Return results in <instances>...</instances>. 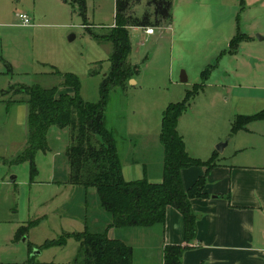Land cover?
<instances>
[{
	"label": "rangeland",
	"instance_id": "rangeland-1",
	"mask_svg": "<svg viewBox=\"0 0 264 264\" xmlns=\"http://www.w3.org/2000/svg\"><path fill=\"white\" fill-rule=\"evenodd\" d=\"M114 2L86 0L82 17L78 6L62 0H0V9L9 17L0 25L15 24L0 37V66L7 70V75L0 74V83L5 81L7 87L12 79L51 88L62 83L51 72L71 73L80 79L81 97L98 101L112 48L94 40L88 31L107 33L114 25ZM24 14L32 27H20L18 16ZM153 31L152 36L142 30L129 33L132 49L127 62L138 68L132 79L135 84L129 81L125 88H114L106 105V127L113 132L121 162L137 159L150 165L154 175L159 173L162 113L199 87L178 126L189 155L206 161L215 153L218 163L264 167V120L231 134L238 116L264 112V0H173L171 25ZM239 35L243 38L235 52H228ZM9 90L7 98L0 96L5 99L0 115L8 113V118H0V128L8 125L12 130L8 156L0 159V185L2 179L14 178V182H4L6 194L0 190V263L23 264L33 258L39 263L74 264L77 241L73 237L63 245L58 241L64 234L80 232L93 213L104 211L95 189L66 182L69 129L48 130V150L35 153L34 172L30 161L13 163L24 150V146L18 149L22 137L27 141V129L25 118L22 133L14 112L13 102L21 95L16 88ZM67 92L73 94L70 88ZM5 141L0 138L2 157ZM20 227H27V232L17 238ZM154 237L133 238L132 264L146 260L145 247L155 250Z\"/></svg>",
	"mask_w": 264,
	"mask_h": 264
},
{
	"label": "trees",
	"instance_id": "trees-1",
	"mask_svg": "<svg viewBox=\"0 0 264 264\" xmlns=\"http://www.w3.org/2000/svg\"><path fill=\"white\" fill-rule=\"evenodd\" d=\"M62 1L78 6L84 17L86 0ZM172 7L173 0H115L114 25L105 34L88 31L94 40L112 46L110 70L102 79L96 102H88L81 97L80 79L71 73L51 72V75L62 78V83L51 88L38 85H14L9 88H16L18 95H21L15 103L24 104L27 108L26 145L13 163L30 161L34 172L32 159L35 153L48 150V130L52 127L69 129L70 144L65 151L69 167L66 182L85 190L95 189L101 210L109 215L105 228L93 226L86 220L81 232L64 234L58 241L59 245H63L69 237L77 241L79 248L74 264H132V247L119 239L110 238L108 229L149 228L162 236L169 207L178 211L183 218L184 241L190 242L196 237V216L191 209V202L208 197L205 192L206 177L218 166V154L214 153L206 161L191 157L177 131V125L200 88L193 87V92L187 91L181 101L169 104L162 113L158 140L163 150V162L158 182L145 177L124 180L117 143L113 132L106 127V105L111 91L117 87L125 88L138 71L137 67L127 62L132 49L129 33L135 28L169 27ZM239 36L231 41L228 52H235L243 38ZM208 73V70L205 71L203 78ZM68 88L72 90V95L67 92ZM263 119L264 112L248 117L238 116L231 134L244 129L251 122ZM193 167L202 168L203 174L184 190L181 171ZM26 232L27 227H20L17 238L23 237ZM186 250L187 247L181 245H165L162 264H182L181 258ZM23 264L46 263L36 262L32 258Z\"/></svg>",
	"mask_w": 264,
	"mask_h": 264
},
{
	"label": "crops",
	"instance_id": "crops-1",
	"mask_svg": "<svg viewBox=\"0 0 264 264\" xmlns=\"http://www.w3.org/2000/svg\"><path fill=\"white\" fill-rule=\"evenodd\" d=\"M6 18L9 17L0 9V20L3 21ZM13 27H15V24L12 23L1 24L0 37L2 31L4 32V30ZM20 27L24 28V26ZM132 31L135 30L132 29ZM108 46L111 48L109 44ZM5 70L1 65L0 74L7 75V70ZM134 84L133 82L132 85ZM14 85L25 84L10 79L6 87L4 81L0 83V96L7 98V90ZM4 102L5 99L1 98L0 105H3ZM13 106L15 107L14 112L17 110L15 117L20 124L22 133H24L25 106L24 104L15 103V101ZM4 110H6V107ZM7 114H1L0 118H8L6 117ZM179 122L180 119L177 131ZM8 127V125H5L3 129L0 128V138L7 139L5 150L2 152L4 156H0V159H5L4 157L8 156L7 149L10 145L8 139L12 135V130L7 129ZM21 141L22 145L18 150H21L23 146L25 147L26 140L22 137ZM149 168L150 165L137 159L130 160L126 158L122 161V176L125 181L140 180L144 177L149 181H160L162 169L154 175ZM202 174L203 169L200 167L181 171L183 189L189 188ZM4 182L9 184L14 181H11V179L10 181L7 179L4 181L2 179L1 194H6L5 187H7V184ZM205 192L208 195L207 198L195 199L191 202V209L196 216V237L190 242L184 241L182 216L171 207L166 210L162 236L149 228L146 229L147 231H139L135 228H109L107 231L108 236L112 232V238L119 239L132 247L131 243L135 236L143 239L154 235L153 247L155 250L149 251L146 247L142 249V255L146 257V260L141 264H148L150 261H153L152 264H162L165 245L187 247L181 258L182 264H264V167L233 166L219 162L218 166L207 174ZM103 213H93L89 219L91 225L105 228L108 225L109 216L105 212ZM109 237L111 238V236ZM149 255L152 258L151 260L148 258Z\"/></svg>",
	"mask_w": 264,
	"mask_h": 264
},
{
	"label": "built area",
	"instance_id": "built-area-1",
	"mask_svg": "<svg viewBox=\"0 0 264 264\" xmlns=\"http://www.w3.org/2000/svg\"><path fill=\"white\" fill-rule=\"evenodd\" d=\"M18 18L20 20L21 25L24 26V27H30V26L33 25L32 22H31V19L25 14L24 15H19ZM136 29L137 30H142L144 32V34L147 35V36H150V35H152L154 33V31H153L154 29H152V28H146V29L135 28L133 30L136 31Z\"/></svg>",
	"mask_w": 264,
	"mask_h": 264
},
{
	"label": "water",
	"instance_id": "water-1",
	"mask_svg": "<svg viewBox=\"0 0 264 264\" xmlns=\"http://www.w3.org/2000/svg\"><path fill=\"white\" fill-rule=\"evenodd\" d=\"M182 81H183V80H182ZM130 82L133 83L132 80H130ZM220 146H223V145H220ZM218 148H219V147H218ZM219 152H220V150H219ZM11 181H14V178H11Z\"/></svg>",
	"mask_w": 264,
	"mask_h": 264
}]
</instances>
